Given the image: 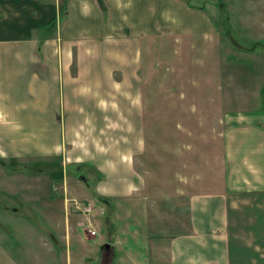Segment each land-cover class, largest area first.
I'll return each mask as SVG.
<instances>
[{
  "label": "crops",
  "instance_id": "1",
  "mask_svg": "<svg viewBox=\"0 0 264 264\" xmlns=\"http://www.w3.org/2000/svg\"><path fill=\"white\" fill-rule=\"evenodd\" d=\"M191 1L0 0V159L52 160L64 188L79 195H65L61 210L46 214L48 229L64 232L58 243L81 242L76 260L67 245L64 264H101L97 246L72 241L68 199L112 203L149 188L142 158L147 60L166 41L171 53L192 49L198 34L214 49L213 68L224 67L223 80L206 82L221 111L218 131L210 129L203 147L186 145L189 159L180 170L188 172L177 184L188 199L190 227L172 236L170 264H264V85L249 107L224 108L235 53L226 29L200 10L207 0ZM257 37L250 43L259 45L243 51H253L245 59L256 64V55L264 56V38ZM237 62L236 76L250 83L252 71ZM213 146L217 159L210 161ZM50 239L57 242L54 233Z\"/></svg>",
  "mask_w": 264,
  "mask_h": 264
},
{
  "label": "rangeland",
  "instance_id": "2",
  "mask_svg": "<svg viewBox=\"0 0 264 264\" xmlns=\"http://www.w3.org/2000/svg\"><path fill=\"white\" fill-rule=\"evenodd\" d=\"M195 2L191 1L192 5ZM205 3L200 8L203 14L214 18L218 28L226 29L228 50L235 53L229 59L233 58L235 63L240 60L239 63L248 66L254 76L246 83L236 76L239 75L238 66L230 60L231 80L225 85L230 97L224 108L249 107L263 95L259 86L264 85L261 62L264 56L256 55V64L245 59V56H252L253 51L246 55L243 51H251L250 48L259 45L250 43L253 37L264 38V0H207ZM196 38L197 46L190 50L183 47V51L175 53H171L168 41L161 43L158 48L151 49L156 53L147 60L143 107L148 152L142 158L151 176L144 195L112 203L91 197L89 200L95 208L87 215L79 214L72 199H68L72 241L89 243L90 248L97 246L101 264H170L168 244L172 236L190 227L188 199L182 196V184H177L179 178H186L188 171L184 169L182 173L180 166L189 159L186 145L203 147L211 134L210 129L215 134L218 131L216 124L220 119L221 103H210L212 97L206 85L224 79V67L214 63L213 68L210 62L213 47L209 40L199 34ZM175 46L179 49L178 44ZM214 46L220 47L218 43ZM242 83L245 84L240 86ZM218 84L221 85V81ZM215 90L221 93L220 86ZM242 96L251 101L240 102ZM211 150L215 151L209 152L208 157L214 161L217 148L213 146ZM204 164L206 160L200 166ZM58 169L59 164L41 158L0 159V264H64L67 245L69 248L71 245L73 259L78 258L81 242L58 243L64 232L48 229L51 221L47 211L59 212L64 206L65 195L79 197L67 191L61 179L57 181ZM174 172H178L177 176ZM65 174L74 175L70 170ZM80 222V226L76 225ZM89 227L96 228L97 233L91 234ZM52 233L57 242H49Z\"/></svg>",
  "mask_w": 264,
  "mask_h": 264
},
{
  "label": "built area",
  "instance_id": "3",
  "mask_svg": "<svg viewBox=\"0 0 264 264\" xmlns=\"http://www.w3.org/2000/svg\"><path fill=\"white\" fill-rule=\"evenodd\" d=\"M72 201L74 202L75 209L78 210L79 212L83 213V215H87V213L92 212L93 209L95 208L94 204L90 201H82L79 199H73ZM90 222H92V220L89 219L88 223L91 226L92 224ZM89 228H90L89 232L91 234L97 233L96 228H93V227H89Z\"/></svg>",
  "mask_w": 264,
  "mask_h": 264
},
{
  "label": "trees",
  "instance_id": "4",
  "mask_svg": "<svg viewBox=\"0 0 264 264\" xmlns=\"http://www.w3.org/2000/svg\"><path fill=\"white\" fill-rule=\"evenodd\" d=\"M56 178L59 180V179H62L63 176H61V173H59L58 175H56ZM101 199H103L102 197L98 198L97 197V200L100 201ZM105 201V200H104Z\"/></svg>",
  "mask_w": 264,
  "mask_h": 264
},
{
  "label": "water",
  "instance_id": "5",
  "mask_svg": "<svg viewBox=\"0 0 264 264\" xmlns=\"http://www.w3.org/2000/svg\"><path fill=\"white\" fill-rule=\"evenodd\" d=\"M106 245H107V247H109V243H107Z\"/></svg>",
  "mask_w": 264,
  "mask_h": 264
}]
</instances>
